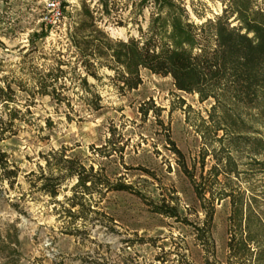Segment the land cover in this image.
<instances>
[{"label":"rangeland","instance_id":"374dc122","mask_svg":"<svg viewBox=\"0 0 264 264\" xmlns=\"http://www.w3.org/2000/svg\"><path fill=\"white\" fill-rule=\"evenodd\" d=\"M47 1L0 0V85L6 78L31 86L36 68L54 65L58 56L70 60L69 67L63 66L68 71L65 87L58 88L66 96L62 103L47 95L31 97L12 85L22 117L15 121L14 134L0 147L19 172L12 186L0 183V264H204L207 258L225 264L229 199L215 202L212 256L207 241L199 240L195 233V226H203L205 215L166 140L169 133L187 166L196 164L198 182L203 180L201 175L212 176L208 174L214 164L211 156L200 170L205 147L196 129L200 118H207L212 99L201 102L197 94L177 90L170 77L145 69L136 89L121 92L109 78L113 73L101 68L100 80L88 77L101 97V107L94 109L80 96L84 92L76 76L84 73L69 43L71 15L86 2L111 37H136L131 1L110 0L117 11L107 17L97 0H57L63 17L51 25L44 19ZM180 1L195 22L214 18L224 7L221 0ZM137 16L145 28L148 10ZM141 105L148 110L146 117L139 112ZM251 113L258 114L257 110ZM253 126L259 130L258 136H264V124ZM56 150L76 157L86 168L92 166L112 185H130L144 197L133 191L103 189L85 195L84 200L77 192V198L68 200L73 181L63 182L55 199L44 195L30 184L27 174H39V166L47 172L41 154ZM240 152L235 159L239 175L231 176L229 184L246 196L258 194L257 203L264 210V165L254 164L264 161V156ZM218 179L225 182L223 175ZM162 200L177 205L180 219L187 222L154 213L146 203ZM72 201L83 205L70 209Z\"/></svg>","mask_w":264,"mask_h":264},{"label":"trees","instance_id":"16d2710c","mask_svg":"<svg viewBox=\"0 0 264 264\" xmlns=\"http://www.w3.org/2000/svg\"><path fill=\"white\" fill-rule=\"evenodd\" d=\"M130 1L131 23L137 26L136 37H111L100 27L98 21L101 19L86 2H81L71 15L73 24L68 34L69 43L84 73L76 76L84 92L80 96L94 109L101 107V97L88 82V77L100 80L98 70L105 68L113 73L109 78L121 92L136 89L142 83L141 70L145 69L152 74L170 77L177 90L197 94L201 102L212 99L207 118H200L196 126L205 147L202 148L199 167L203 171L205 158L211 156L214 164L208 174L212 176L201 175L203 180L198 182L196 164L189 168L184 154L170 134H166L169 149L193 185L205 215L203 226H195V233L199 240L204 238L207 241L208 252L213 256L211 225L215 202L229 199L225 264H264V210L257 203L258 194L246 196L239 187L229 184L231 176L239 175L235 159L242 153L240 151L252 157L264 156V136H258L260 132L253 126L254 123L264 124V7L261 4L264 1L221 0L224 7L220 14L199 22L191 18L180 0ZM97 2L107 17L113 10L117 11L110 0ZM145 9L148 18L143 28L137 14L141 15ZM194 13L202 19L197 12ZM69 61L58 56L54 65L46 69L36 68L31 86L20 80L3 78L4 84L0 85V143L14 134L15 121L22 117V111L16 105V89L31 97L47 95L62 103L66 96L58 88L65 87L68 71L63 66L69 67ZM144 107L141 105L139 112L146 117L148 110ZM151 109L156 108L151 106ZM252 110H257L258 114L251 113ZM110 142L108 139L107 143ZM214 143L219 147L216 148ZM41 158L47 172L39 166V174L31 171L27 175L33 187L52 199L58 196L63 182L67 181H73L70 187L73 194L68 200L77 198V192L80 193L78 198L84 200L85 195L103 189L106 192L133 191L130 185H112L105 175L94 172L92 166L86 168L76 157H67L61 150L41 154ZM254 164L262 166L264 161L255 160ZM18 172L0 147V183L7 182L12 186ZM220 175H223L224 183L218 179ZM217 184L221 186L214 190ZM132 193L144 197L139 191ZM146 203L154 213L187 222L180 219L175 204L164 200ZM78 205L83 203L72 201L70 209ZM204 264L222 263L207 258Z\"/></svg>","mask_w":264,"mask_h":264},{"label":"built area","instance_id":"2783aa9c","mask_svg":"<svg viewBox=\"0 0 264 264\" xmlns=\"http://www.w3.org/2000/svg\"><path fill=\"white\" fill-rule=\"evenodd\" d=\"M45 10L47 11V13L44 19L45 22L49 25L55 23L56 21L60 20L63 17L62 9L57 0H48L46 3Z\"/></svg>","mask_w":264,"mask_h":264}]
</instances>
